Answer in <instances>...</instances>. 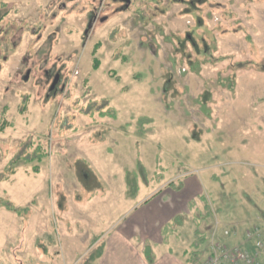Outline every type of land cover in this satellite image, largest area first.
<instances>
[{"label":"rangeland","instance_id":"374dc122","mask_svg":"<svg viewBox=\"0 0 264 264\" xmlns=\"http://www.w3.org/2000/svg\"><path fill=\"white\" fill-rule=\"evenodd\" d=\"M129 1L0 0V264H61L70 207L112 239L168 190L184 264L264 244V0Z\"/></svg>","mask_w":264,"mask_h":264},{"label":"crops","instance_id":"0c3cea01","mask_svg":"<svg viewBox=\"0 0 264 264\" xmlns=\"http://www.w3.org/2000/svg\"><path fill=\"white\" fill-rule=\"evenodd\" d=\"M185 195L183 196L185 197ZM138 198V192L129 194V197L127 193L121 194V200L129 201L132 205L138 202ZM180 199L181 196L177 195V192L168 190L148 204H145L143 199L140 200L141 211L138 216L129 227L117 231L116 236L112 239H109L111 235H106L100 226L101 223H105L100 220L96 206L76 211H72V207H70L64 215L79 222V228L76 226L66 227L67 241L65 243L63 241V247L61 245L59 251L62 258L61 264H77L80 258L69 261L68 255L76 251H80V254H91L95 247L100 246L102 242H106L103 251L91 264H184L172 249L173 242L179 243L180 238L176 232L179 231L178 227H182V221L185 218L183 214L185 211L179 204ZM88 200L90 201V199ZM87 203L85 204L88 205ZM71 225H75V223ZM159 239L162 241L160 242ZM111 243L116 247L113 261L109 262ZM185 253L184 255H186ZM195 256L193 255V259Z\"/></svg>","mask_w":264,"mask_h":264},{"label":"built area","instance_id":"2783aa9c","mask_svg":"<svg viewBox=\"0 0 264 264\" xmlns=\"http://www.w3.org/2000/svg\"><path fill=\"white\" fill-rule=\"evenodd\" d=\"M230 231L225 232V237H231ZM248 242H254L253 249H250L246 242L241 245L231 246L220 241L211 242L209 253L204 261L198 264H260V254H255L256 250L263 249L262 232L256 228L247 233Z\"/></svg>","mask_w":264,"mask_h":264},{"label":"trees","instance_id":"16d2710c","mask_svg":"<svg viewBox=\"0 0 264 264\" xmlns=\"http://www.w3.org/2000/svg\"><path fill=\"white\" fill-rule=\"evenodd\" d=\"M4 124L2 126H0V133L4 132L5 129H6V126ZM0 208H5L6 210L12 211V212H17L18 211L16 209V207L13 206V204L10 201L9 202L5 201V199H3V198L2 199L0 198ZM203 242H205V241H203ZM194 245L196 246V248L199 247V243L198 244H194ZM195 255H197V256H195ZM195 255H194L195 258L197 259L200 254H195Z\"/></svg>","mask_w":264,"mask_h":264},{"label":"water","instance_id":"95a60500","mask_svg":"<svg viewBox=\"0 0 264 264\" xmlns=\"http://www.w3.org/2000/svg\"><path fill=\"white\" fill-rule=\"evenodd\" d=\"M125 2L129 3L130 1L129 0H125ZM58 80H59V78L57 77L56 80H55V82H54V84H53V86H52V88H51V90H54L55 89V87H56V85L58 83Z\"/></svg>","mask_w":264,"mask_h":264},{"label":"flooded vegetation","instance_id":"af4514ba","mask_svg":"<svg viewBox=\"0 0 264 264\" xmlns=\"http://www.w3.org/2000/svg\"><path fill=\"white\" fill-rule=\"evenodd\" d=\"M58 78H59V80H58V83H57V85H56V87H55V89L54 90H52V91H55L56 89H57V87H58V84L60 83V81H61V77H59V76H57ZM56 77V78H57ZM56 78H55V80H56ZM55 80H54V82H55ZM54 84V83H53ZM53 86V85H52ZM52 88V87H51Z\"/></svg>","mask_w":264,"mask_h":264}]
</instances>
